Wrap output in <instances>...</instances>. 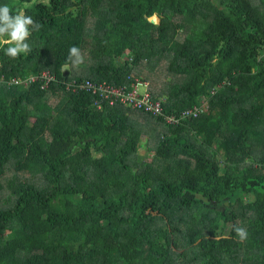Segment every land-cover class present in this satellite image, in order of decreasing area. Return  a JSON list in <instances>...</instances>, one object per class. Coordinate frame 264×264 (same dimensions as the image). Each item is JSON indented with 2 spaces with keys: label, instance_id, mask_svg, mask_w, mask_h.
I'll list each match as a JSON object with an SVG mask.
<instances>
[{
  "label": "trees",
  "instance_id": "16d2710c",
  "mask_svg": "<svg viewBox=\"0 0 264 264\" xmlns=\"http://www.w3.org/2000/svg\"><path fill=\"white\" fill-rule=\"evenodd\" d=\"M5 4L40 28L17 59L0 45V264H264V0ZM72 46L86 63L66 75ZM163 59L164 115L68 88ZM44 69L45 88L8 83Z\"/></svg>",
  "mask_w": 264,
  "mask_h": 264
},
{
  "label": "built area",
  "instance_id": "2783aa9c",
  "mask_svg": "<svg viewBox=\"0 0 264 264\" xmlns=\"http://www.w3.org/2000/svg\"><path fill=\"white\" fill-rule=\"evenodd\" d=\"M45 70L38 75L13 76L8 80V83L29 85L37 82L42 88H45L54 79ZM2 79H4V75H2ZM141 86H144V89ZM68 88L79 91L85 89L92 92L96 95L94 103L98 108H102L107 103L109 106L122 105L153 116L164 115V99L155 96L151 90L150 82L137 75H128L122 83L109 82L107 80L98 81L92 78H85L80 81L74 80L68 84ZM215 91V89L211 90L212 93ZM208 107L207 97L203 96L199 105L183 110L179 116L173 113L166 115V118L170 123L181 124L188 117H198Z\"/></svg>",
  "mask_w": 264,
  "mask_h": 264
},
{
  "label": "clouds",
  "instance_id": "9594fccd",
  "mask_svg": "<svg viewBox=\"0 0 264 264\" xmlns=\"http://www.w3.org/2000/svg\"><path fill=\"white\" fill-rule=\"evenodd\" d=\"M154 16L158 17V15ZM39 28L40 24L33 20L31 16L23 12L13 15L12 9L7 4L0 5V45H8L5 52L8 57L17 59L22 53H29L31 47L27 43V40L31 36L32 31H38ZM68 60L73 67H79L84 63V56L77 46H72L69 49ZM30 85H25V87H29ZM235 231L240 240L247 238V230L245 228L237 227Z\"/></svg>",
  "mask_w": 264,
  "mask_h": 264
},
{
  "label": "rangeland",
  "instance_id": "374dc122",
  "mask_svg": "<svg viewBox=\"0 0 264 264\" xmlns=\"http://www.w3.org/2000/svg\"><path fill=\"white\" fill-rule=\"evenodd\" d=\"M153 18L156 22H158L159 19L157 16H154ZM90 26L92 27L93 24ZM184 33H185V31L181 29V33L179 35L180 38L184 37ZM82 53H83V55H85V53H87V50H83ZM153 62H155V61H151L149 63L147 62L146 64H144V62H142V65H140L139 69L143 70L140 72L141 76H143V77H140V78L146 79L144 76L147 77L148 74L152 76L149 80L150 85H151V90L156 91V90H161V86L164 85V83L168 81L171 74H168L167 69H166V66L169 64L168 60H165V59L161 60L160 64H158L159 66L158 67L156 66L155 70H151V69H149V67L153 64ZM85 63H86V58L84 57V63L83 64H85ZM80 67H85V66L81 64ZM72 68H74V69H72ZM76 69H79V67H73L72 64H70V65H66L63 68V72L66 75H71L72 71L76 72ZM45 71L52 78L57 77L56 74L53 73L51 70L46 69ZM2 75H4V74H2ZM146 80H148V79H146ZM141 88L144 89V86H141ZM55 100H56V98L53 99V102H56ZM137 113H139V112H137ZM54 114H55V110L51 111L49 113V116H52ZM139 115H141V114H139ZM140 119H143V118H140ZM145 138H147V136ZM138 158H139V160H150L151 159L150 155L146 153L145 148H140V150L138 151ZM68 172H70V170Z\"/></svg>",
  "mask_w": 264,
  "mask_h": 264
},
{
  "label": "water",
  "instance_id": "95a60500",
  "mask_svg": "<svg viewBox=\"0 0 264 264\" xmlns=\"http://www.w3.org/2000/svg\"><path fill=\"white\" fill-rule=\"evenodd\" d=\"M158 18H159V17H158ZM151 21L156 22V21L154 20V18H151Z\"/></svg>",
  "mask_w": 264,
  "mask_h": 264
},
{
  "label": "crops",
  "instance_id": "0c3cea01",
  "mask_svg": "<svg viewBox=\"0 0 264 264\" xmlns=\"http://www.w3.org/2000/svg\"><path fill=\"white\" fill-rule=\"evenodd\" d=\"M142 79H144V78H142ZM146 80V79H145ZM149 81V80H148Z\"/></svg>",
  "mask_w": 264,
  "mask_h": 264
}]
</instances>
